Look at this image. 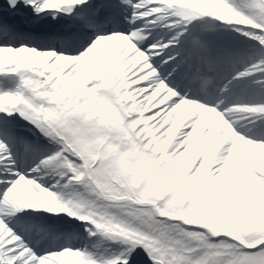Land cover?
Returning a JSON list of instances; mask_svg holds the SVG:
<instances>
[{
	"label": "snow or ice",
	"instance_id": "obj_1",
	"mask_svg": "<svg viewBox=\"0 0 264 264\" xmlns=\"http://www.w3.org/2000/svg\"><path fill=\"white\" fill-rule=\"evenodd\" d=\"M93 2V15L83 17L77 9L91 8L89 0H7L16 14L77 12L84 27L59 49L0 43V74L19 77L15 91H0V264H130L138 248L150 264H264V137L238 124L246 115L264 119V103L181 93L208 96L215 86L211 69L185 55L206 47L198 33L183 35L195 19L185 10L168 0H119L129 27L117 31L104 19L106 0ZM224 2L244 18L230 24L264 47V0H248V13ZM165 19L175 36L159 43L148 29ZM14 26L0 17V35ZM256 72L264 74V59L236 76ZM13 113L56 146L27 173L21 161L37 148L7 126ZM48 171L81 192L65 197L54 190L59 181L42 186ZM25 210L66 214L119 251L38 254L9 223Z\"/></svg>",
	"mask_w": 264,
	"mask_h": 264
},
{
	"label": "bare ground",
	"instance_id": "obj_2",
	"mask_svg": "<svg viewBox=\"0 0 264 264\" xmlns=\"http://www.w3.org/2000/svg\"><path fill=\"white\" fill-rule=\"evenodd\" d=\"M230 2L233 3L235 6H239L244 4L246 0H230ZM168 3L170 7L175 6L177 8L185 10V12H187V10L194 9L191 6V0H189V2L187 3L182 2V0H168ZM199 3L201 5L211 4L215 6V10L213 8L205 6L195 8L204 10L206 16L209 11H213V13L215 14H221L227 13L231 10L228 5L225 4L224 0H199ZM0 4L7 5V0L0 1ZM118 10L121 11L122 14L127 15L126 11H124L121 5H118ZM25 13L27 15H30L31 11L25 10ZM207 19L211 20V18L209 17H207ZM77 21L79 20L75 19V22ZM70 22H72V18L65 21V23ZM213 22H215V20ZM192 25L196 26L197 23L195 21H191L190 23H188L186 25V31L183 33V35L187 36L189 32L195 31V29L192 28ZM221 28H216L215 30L221 34L225 33V31L227 34H229L231 31H236V28L226 26H222ZM149 30L152 36L156 37V41L160 43L159 39H162L163 41L166 40L168 35L167 33L171 30V28L164 29L159 25V22H157L155 24L150 25ZM235 35L240 34L237 31ZM241 38L246 40L247 38L251 39V37L244 35H241ZM226 41L230 42L228 38L226 39ZM50 42L52 41L48 40L46 43ZM168 46L187 49L186 46L180 43L179 46H177L176 43L169 44ZM245 77L246 76H244L243 79ZM262 77H264V74L258 76L257 78ZM255 85L256 84L248 85V88L246 89L249 96L254 99L256 95L261 96V94L263 93V90L260 88L262 92L256 94L258 93V89L255 90ZM249 119L256 120L259 123H264V119L262 118L246 115L242 120L238 121V124L240 125V127L244 128L246 126V122ZM31 129L34 135H40V133L34 127H31ZM248 129L250 130L249 127ZM246 134L248 135V133ZM35 147L37 148V151L27 153L24 160L21 161L20 168H22V166L27 162V160L34 158L38 155L41 148L37 146ZM53 147L55 148L56 146L53 144ZM38 159L39 158H37V160ZM33 175L36 176L37 174L33 173ZM57 181H59V183L57 184V188L54 190L59 191L65 197L75 196L78 191L79 193L81 192V186H77L75 184H69L67 186H64L63 181L60 180V178L52 171H48L47 174L38 177V182L42 183V186H51L53 184H56ZM64 220L67 222H65ZM9 223L11 227L12 225H18L21 232L29 231V234L20 233L29 245H31V242L36 238L40 239L42 241L41 250H55L63 247H71L74 249H85L88 252L94 254L97 258H106L116 254L120 248V245L118 243L112 242L111 240L105 238L99 233L95 236H89V234L84 230V222H81L75 218L68 217L66 214L53 215L45 210H25L22 214L17 213L15 217L10 218ZM53 228L61 230H55ZM134 254L135 253H133V255Z\"/></svg>",
	"mask_w": 264,
	"mask_h": 264
},
{
	"label": "rangeland",
	"instance_id": "obj_3",
	"mask_svg": "<svg viewBox=\"0 0 264 264\" xmlns=\"http://www.w3.org/2000/svg\"><path fill=\"white\" fill-rule=\"evenodd\" d=\"M240 10L244 11L245 13H248L249 12V9L247 7H245V9L244 8H240ZM197 12L200 13L201 15H203L202 12H201V9H197ZM229 13H232L231 10L228 13H225L226 17H227V14H229ZM204 14H205V12H204ZM207 15L208 16H213L214 13H213V11H209L207 13ZM211 19H213V18H211ZM244 27L245 28H248L250 26H244ZM238 32H239V34H243L240 31H238ZM231 34H233L232 31H231ZM232 38H233V36L230 37V39H232ZM238 40H240L241 42H234V43H231V44H233V46H236V47L239 48L241 44H242V46H245L244 43H247L248 42L247 40H241V39H238ZM136 175H137L138 178L143 179V177L140 176L139 173H137ZM261 203L264 204V198L261 199ZM145 258H147V257L144 255L143 250L138 248L136 250L135 254L132 257V260L130 261V264H135V263L137 264L139 262H143L142 260H144ZM148 263H150V262L148 261Z\"/></svg>",
	"mask_w": 264,
	"mask_h": 264
},
{
	"label": "clouds",
	"instance_id": "obj_4",
	"mask_svg": "<svg viewBox=\"0 0 264 264\" xmlns=\"http://www.w3.org/2000/svg\"><path fill=\"white\" fill-rule=\"evenodd\" d=\"M182 2H189V0H182ZM191 6L195 9V8H199L201 6H205V7H209V8H213L215 10V6L214 5H211V4H207V5H201L199 3V0H191ZM216 19L220 20V21H224V22H227V23H240L242 22V20L244 19L243 17H240V16H237L233 13H229L227 14V18L225 17V14H221V16L219 17H216ZM199 102L198 101H192V104L193 105H196L198 104Z\"/></svg>",
	"mask_w": 264,
	"mask_h": 264
}]
</instances>
